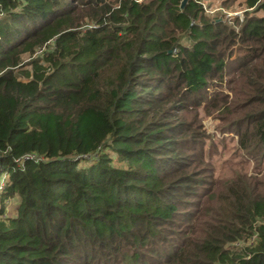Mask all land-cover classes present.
Returning a JSON list of instances; mask_svg holds the SVG:
<instances>
[{
    "label": "trees",
    "instance_id": "16d2710c",
    "mask_svg": "<svg viewBox=\"0 0 264 264\" xmlns=\"http://www.w3.org/2000/svg\"><path fill=\"white\" fill-rule=\"evenodd\" d=\"M182 1L0 0V264H264V190L209 206L191 116L227 75L264 158V15Z\"/></svg>",
    "mask_w": 264,
    "mask_h": 264
},
{
    "label": "rangeland",
    "instance_id": "374dc122",
    "mask_svg": "<svg viewBox=\"0 0 264 264\" xmlns=\"http://www.w3.org/2000/svg\"><path fill=\"white\" fill-rule=\"evenodd\" d=\"M202 4L203 10L209 18L227 21L228 23L239 29L237 21L242 22L246 14L250 15H264V9L254 10L247 6L246 0H196ZM40 52V51H39ZM225 75L223 80L219 78L214 79L213 85L209 88V108H205V103L200 109H193L191 116L200 123L196 130L202 135L204 146L206 148L205 163L202 169L208 176V186L210 192L208 193L210 199L209 206L220 203L223 199L231 198V194L235 190L254 188L264 190V158L257 153H251L241 148L239 135L235 131V122L241 118L245 113L242 109L236 108L238 105H233L234 94L228 88L230 80ZM222 83V84H220ZM218 91L220 94L215 93ZM227 101V105L231 106L230 112L224 111L220 106L222 101ZM206 102V100L204 101ZM170 103L162 105V108L168 106ZM240 105V104H239ZM244 112V113H243ZM116 158V155H113ZM3 184V179L0 185ZM20 198L16 197L7 202V210L4 218L14 217L18 213V204ZM208 209L202 219V224H197V228H202L205 222L212 216V209ZM193 210V209H192ZM212 213L213 210H212ZM187 222L183 221L184 226ZM186 227L181 231L180 236L183 241L188 236L184 232ZM178 236V234L176 235ZM257 235L247 239H238L231 243H226L228 247H233L241 250L244 246L253 242Z\"/></svg>",
    "mask_w": 264,
    "mask_h": 264
},
{
    "label": "water",
    "instance_id": "95a60500",
    "mask_svg": "<svg viewBox=\"0 0 264 264\" xmlns=\"http://www.w3.org/2000/svg\"><path fill=\"white\" fill-rule=\"evenodd\" d=\"M188 0H183L182 1V4H181V7L184 8L185 4L187 3Z\"/></svg>",
    "mask_w": 264,
    "mask_h": 264
},
{
    "label": "built area",
    "instance_id": "2783aa9c",
    "mask_svg": "<svg viewBox=\"0 0 264 264\" xmlns=\"http://www.w3.org/2000/svg\"><path fill=\"white\" fill-rule=\"evenodd\" d=\"M1 186V185H0Z\"/></svg>",
    "mask_w": 264,
    "mask_h": 264
}]
</instances>
